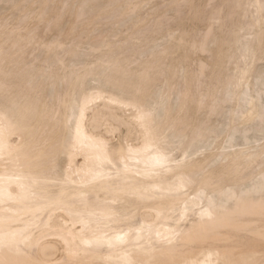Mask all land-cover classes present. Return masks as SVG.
<instances>
[{
    "label": "bare ground",
    "instance_id": "1",
    "mask_svg": "<svg viewBox=\"0 0 264 264\" xmlns=\"http://www.w3.org/2000/svg\"><path fill=\"white\" fill-rule=\"evenodd\" d=\"M55 1L0 0V264H264V0Z\"/></svg>",
    "mask_w": 264,
    "mask_h": 264
},
{
    "label": "rangeland",
    "instance_id": "2",
    "mask_svg": "<svg viewBox=\"0 0 264 264\" xmlns=\"http://www.w3.org/2000/svg\"><path fill=\"white\" fill-rule=\"evenodd\" d=\"M60 1H61V0H56L55 2H56V3H60ZM219 1H220V0H214V1L211 2L210 4H211V5L218 4ZM156 4H157L156 7H157V8H161V9L166 5V4H162V3H160V2H156ZM156 4H155V5H156ZM206 10H207L208 12H207ZM206 10H205V13L201 16V21H199V22H201V24L198 23V22H197V23L195 22V24L193 25V26L195 27V28L193 27L195 32H201V31H202L201 28H202V27L204 26V24H205V23H204V19H206V17L209 16L208 13L210 12V6H209L208 8H206ZM182 12H183V14L185 13L184 8H183ZM183 14H180V17H181V18H183V17L181 16V15H183ZM102 17H103V16H102ZM102 17H101V18H102ZM101 18H99V19H101ZM202 20H203V21H202ZM30 23H34V22L31 21ZM170 23H171V22H170ZM188 25H189V23L186 24V27H185V28H188V27H189ZM171 26H173L172 23H171ZM199 26H200L201 28H200ZM196 28H197V29H196ZM45 30H46V27H45V28H41L39 32H40V33H44ZM198 34H199V33H198ZM187 65H188V67L190 68V69H189L190 72L193 71L192 73H194V71H196V68H197V67H195V66H196V63H195V62H192V63H191V61H190V63L188 62ZM189 65H190V66H189ZM191 65H192V66H191ZM207 72L209 73V72H210V69H208V70L206 71V73H207ZM208 73H207V74H208Z\"/></svg>",
    "mask_w": 264,
    "mask_h": 264
},
{
    "label": "snow or ice",
    "instance_id": "3",
    "mask_svg": "<svg viewBox=\"0 0 264 264\" xmlns=\"http://www.w3.org/2000/svg\"><path fill=\"white\" fill-rule=\"evenodd\" d=\"M141 119H143V117H141ZM77 138H79V128H77Z\"/></svg>",
    "mask_w": 264,
    "mask_h": 264
}]
</instances>
